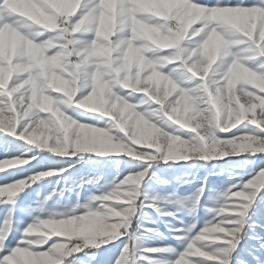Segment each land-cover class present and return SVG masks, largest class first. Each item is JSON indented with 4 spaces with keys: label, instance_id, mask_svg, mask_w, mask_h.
<instances>
[{
    "label": "snow or ice",
    "instance_id": "6c2138e0",
    "mask_svg": "<svg viewBox=\"0 0 264 264\" xmlns=\"http://www.w3.org/2000/svg\"><path fill=\"white\" fill-rule=\"evenodd\" d=\"M45 153L123 157L127 175L44 216L55 193L31 211L23 199L69 171L45 170ZM241 155L222 209L201 204L207 176L190 198L193 213L216 216L169 225L180 249L136 257L130 218L176 217L140 191L155 165ZM227 201L238 211L224 214ZM0 211V264H93L101 250L107 264H264V0H0ZM209 233L215 248L201 243Z\"/></svg>",
    "mask_w": 264,
    "mask_h": 264
},
{
    "label": "rangeland",
    "instance_id": "374dc122",
    "mask_svg": "<svg viewBox=\"0 0 264 264\" xmlns=\"http://www.w3.org/2000/svg\"><path fill=\"white\" fill-rule=\"evenodd\" d=\"M112 38L114 39L115 37L113 36ZM57 95H62V93H57ZM259 111L260 110L257 109V113H259ZM181 115H183L182 112ZM189 119L191 120L190 115ZM200 119L202 118L191 120V126H195V124L200 123ZM241 126L242 125H237V127ZM200 131H203V126L201 127ZM233 131H236V129H230L228 132L222 133L221 136L223 138H228L231 136V133ZM42 133L43 130H40L37 135L39 136ZM257 154L259 155V153ZM43 156V165L45 170L49 167L69 169V171L64 173V175L62 176L51 177L40 184L33 185L30 189V193L23 199V208L28 211H31L32 209L39 208L40 205L37 203V201L42 202L45 195L55 193L53 199L45 205V212L43 213L44 216L47 215V211L52 209L57 202L64 205L74 203L76 201L78 193L82 194L84 197H87L89 194L95 193L97 189L101 186H104L105 189L111 188L112 185L110 181L113 179L114 176L117 175L118 172L121 173L120 179H123L124 176L127 175V172L124 171L126 168V163L123 157L99 159L95 156L85 155L80 158H60L47 153L43 154ZM247 159L248 157L246 155H241L238 157H229L220 161H209L207 162L206 167H202L201 164L203 162L199 161H189L187 163L178 162L175 164H171L170 162L171 166L155 165L152 170L153 174L147 177L146 180L142 182L143 187L140 189V191H142L144 197H147L146 202L148 203L151 202L149 194L159 196L162 195L168 199L171 197L174 198L171 194L175 193V195L178 196L180 199L185 200L186 197V203L183 207L188 208L190 205L189 199L197 193V190L200 188L203 178L207 176L208 190L204 193V197L201 203L210 206L209 202H211L212 200H216L215 198L219 197L223 193V191L228 187L229 184L235 183L234 180H229V171L232 170L236 165L243 166ZM20 167H25V165H20ZM7 170L10 169H6V171ZM249 170L250 168L244 169V171ZM215 173L223 174L217 175ZM97 177H103L99 184L90 185L87 183V181L89 180L95 181ZM247 178L248 177H245V179ZM162 181H166V183H162ZM184 181L189 182L185 183ZM214 185L217 186L215 187ZM127 190H129V186H125L121 189V191ZM37 193H39V196L37 195ZM233 199L238 200L240 198L233 197ZM115 202V200H112L108 203L111 204ZM224 203H226V201L222 199L218 201L216 200V208L218 209ZM227 203L232 206L231 201H227ZM232 208L234 209V211H238L237 208L233 206ZM152 210V208H147L143 212L137 211L130 218L129 222L133 225V227L129 231L130 233L134 232L135 235L139 237V239L134 242V251L136 253V257L141 255L140 251L142 243V234L144 232L143 225L145 223H148L153 227H157L156 221L152 220L151 218ZM225 211L227 212L226 209ZM32 215H41V213L33 212ZM209 215V213H206L204 211L203 214H200L199 216H185L183 224L186 226H190L191 224L197 223L198 221L197 224L202 227L204 223H206L207 220L210 219ZM2 218L3 213L2 211H0V219ZM20 218L25 222H28L30 219L28 215H25L23 213L20 214ZM181 218H183V216H181ZM199 221H201V223ZM261 222L264 223V220H261ZM64 227L65 230H68V226ZM49 231H51V229H49ZM67 238V236L60 237V239ZM201 243L208 245L209 248H215L212 245V241L210 238H206V240ZM109 247H111V245ZM181 247L182 245L179 244L178 249H180ZM101 251L102 255L100 259L98 261L93 262V264H107L108 255L103 254V250ZM133 259L135 258L133 257ZM142 261L137 259L136 264H142Z\"/></svg>",
    "mask_w": 264,
    "mask_h": 264
},
{
    "label": "bare ground",
    "instance_id": "6f19581e",
    "mask_svg": "<svg viewBox=\"0 0 264 264\" xmlns=\"http://www.w3.org/2000/svg\"><path fill=\"white\" fill-rule=\"evenodd\" d=\"M6 169H10V168H8L6 166ZM149 197L151 199L150 200L151 202L153 200H155L156 206L161 207L163 210L174 211L176 213V217L175 218H171V217L161 218L154 210L151 211V215H152L151 218H152V220L156 221V226L157 227H153L150 224L145 223L143 225V231H144L145 228H154L160 234L156 235V234H154L152 232H147V233L145 231L143 232V234H142V243H141V251H140L141 255H145L146 254L145 252L142 251L144 249L161 248V247H165V246H172L173 248L178 249L179 248V243L176 240L173 239V235L174 234L169 231V225H171L173 227H176V228H185L186 229L188 227V225L186 226V225L183 224L184 217L185 216L186 217H191L192 215L193 216H199L200 214H203V212H204L203 208H198V210L195 213L190 214L187 211L186 207H181L180 205H178L176 203V199L175 198L171 197V198L167 199L165 196H162V195L159 196V195H151V194H149ZM185 203H186V197H185ZM209 204H210L211 207L217 209L216 208L217 207L216 206V200H212L211 202H209ZM189 207H190V205H189ZM226 210H227V212L225 211V213H224L226 215L234 212V209L230 205L226 208ZM217 214L218 213L216 211L212 212L209 215L210 219L212 218V216H216ZM181 216H183V218H181ZM236 219H239V218H236ZM199 222L201 223V221H199ZM197 223H198V221H197ZM233 227H238V225H233ZM71 228H72V226L68 225V230H70ZM257 231H260V230L257 229ZM189 235L191 236V234H189ZM261 235H264V232H262ZM206 238H210L211 241H212V245L214 247H216V244H214L213 242L215 241V238L217 240H219L220 236L218 234H216V233H209V234H207ZM248 259L250 261V264H254V262H251L250 258H248ZM142 264H146V261L143 260Z\"/></svg>",
    "mask_w": 264,
    "mask_h": 264
},
{
    "label": "clouds",
    "instance_id": "9594fccd",
    "mask_svg": "<svg viewBox=\"0 0 264 264\" xmlns=\"http://www.w3.org/2000/svg\"><path fill=\"white\" fill-rule=\"evenodd\" d=\"M183 206H184V205H183ZM183 206H182V207H183ZM193 207H194L193 202H190V207L187 208V211H188L190 214L193 213ZM220 207H221V209H222V208H223V205H221ZM244 226H245V225H244L243 223H241V225H240V229H239V230H240V231H243Z\"/></svg>",
    "mask_w": 264,
    "mask_h": 264
},
{
    "label": "trees",
    "instance_id": "16d2710c",
    "mask_svg": "<svg viewBox=\"0 0 264 264\" xmlns=\"http://www.w3.org/2000/svg\"><path fill=\"white\" fill-rule=\"evenodd\" d=\"M83 156H85V155H83ZM83 156H78V157H76V158H80V157H83Z\"/></svg>",
    "mask_w": 264,
    "mask_h": 264
}]
</instances>
